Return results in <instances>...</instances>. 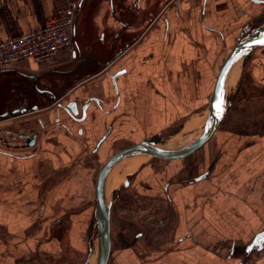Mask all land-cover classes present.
<instances>
[{"label": "crops", "instance_id": "0c3cea01", "mask_svg": "<svg viewBox=\"0 0 264 264\" xmlns=\"http://www.w3.org/2000/svg\"><path fill=\"white\" fill-rule=\"evenodd\" d=\"M73 1L0 0V40L43 26ZM263 24L264 0H176L110 74L89 80L109 113L46 135L29 157L0 152V264H87L100 166L148 137L201 133L222 62L246 28ZM232 69L226 114L201 149L117 168L108 264H264V46ZM118 70L126 72L116 90Z\"/></svg>", "mask_w": 264, "mask_h": 264}, {"label": "water", "instance_id": "95a60500", "mask_svg": "<svg viewBox=\"0 0 264 264\" xmlns=\"http://www.w3.org/2000/svg\"><path fill=\"white\" fill-rule=\"evenodd\" d=\"M175 1L78 0L75 2L73 51L69 59L42 68L0 65V123L51 108L97 75L104 72L110 74L111 66L136 44L161 12ZM261 41H264V24L237 42L224 59L215 79L206 125L190 143L178 149H164L156 146L162 140L148 137L114 151L100 166L95 181L96 241L98 239L100 244L97 264H108L112 252L111 199L107 201L105 191L114 166L126 157L136 154H148L150 157L164 160H178L201 149L216 132L226 114L229 101L227 97L225 98V84L230 68L236 60L243 58L255 47L264 46ZM125 72L126 70H122L111 74L116 90H118V78ZM93 101L101 111L110 112L104 106V98L96 94L90 95L82 108L78 101H71L65 105V109L72 118L82 121L87 115L99 114L95 106H91ZM218 104L219 111L216 108ZM80 114L82 118L78 117ZM108 134L109 131L101 138L100 143ZM0 152L20 156L4 151L1 147ZM89 260L90 256L87 264Z\"/></svg>", "mask_w": 264, "mask_h": 264}, {"label": "flooded vegetation", "instance_id": "af4514ba", "mask_svg": "<svg viewBox=\"0 0 264 264\" xmlns=\"http://www.w3.org/2000/svg\"><path fill=\"white\" fill-rule=\"evenodd\" d=\"M90 81L73 90L61 103L51 108L1 122V149L4 148V151L15 153L20 155V157H29L44 147L46 135L57 134L61 129H70L69 123L79 125L84 123L89 115H87L86 119L78 121L68 114L65 105L71 101H78L80 108H82L88 101V97L94 95V84ZM89 83L91 86L88 85ZM105 101L106 99L104 98V103ZM91 106H95V109L100 111L95 101L91 103ZM78 117L82 118V114L78 115Z\"/></svg>", "mask_w": 264, "mask_h": 264}, {"label": "built area", "instance_id": "2783aa9c", "mask_svg": "<svg viewBox=\"0 0 264 264\" xmlns=\"http://www.w3.org/2000/svg\"><path fill=\"white\" fill-rule=\"evenodd\" d=\"M74 3L75 1L60 9L58 14L48 19L43 26L13 38L0 40V65H27L29 61H34L39 66H45L59 62L61 55L71 57Z\"/></svg>", "mask_w": 264, "mask_h": 264}, {"label": "rangeland", "instance_id": "374dc122", "mask_svg": "<svg viewBox=\"0 0 264 264\" xmlns=\"http://www.w3.org/2000/svg\"><path fill=\"white\" fill-rule=\"evenodd\" d=\"M258 27H254V28H252V29H250L249 31H247V34L249 33V32H254V31H256V29H257ZM240 60V61H239ZM236 63H235V65L233 66V69L236 67V66H239V69H240V63L243 61V58H241V59H239ZM29 65L31 66V67H33V68H35V67H38V64L36 63V62H34V61H29ZM40 67H42V66H40ZM232 69V70H233ZM235 86V85H234ZM234 86L233 87H229V81H228V92L226 93L227 94V98H228V101H229V99H230V95H231V93H232V91H233V89H234ZM78 134H83V127H81V128H79L78 129ZM200 134V133H199ZM199 134H192V135H189V134H184V133H170V134H167V135H161V136H158V137H154L156 140H162L163 142H166V143H168V144H170V145H175L176 143H184V142H187V141H190L191 139H193L194 137H196V136H198ZM193 136V137H192ZM128 144H129V142H128ZM130 144H133V143H130ZM123 148V147H122ZM118 149H121V148H118ZM117 149V150H118ZM140 157V156H139ZM146 157V156H145ZM152 160L153 162H156V163H162V162H164V161H161V160H159L160 158H156V157H149L148 159H146V160ZM137 160V159H136ZM145 160V161H146ZM166 161H171V160H166ZM137 162V161H136ZM135 162V163H136ZM126 164H128V163H126ZM126 164H122V166H121V169L123 168L124 169V166L126 165ZM132 164V161L131 162H129V164L128 165H131ZM133 165V164H132ZM127 169H125L124 171H126ZM123 171V170H122ZM123 171V172H124ZM127 173H129V172H125V173H123V175H125V174H127ZM117 174V171L113 174V176H115ZM119 177V176H118ZM120 179H121V176H120ZM95 242H96V235H95V239H94V241H93V246L95 245ZM92 246V247H93ZM97 248H98V243H97V246H96V249L93 251V253H92V255H91V257H90V260H89V264L91 263V262H95V260H96V257H97Z\"/></svg>", "mask_w": 264, "mask_h": 264}, {"label": "bare ground", "instance_id": "6f19581e", "mask_svg": "<svg viewBox=\"0 0 264 264\" xmlns=\"http://www.w3.org/2000/svg\"><path fill=\"white\" fill-rule=\"evenodd\" d=\"M239 60V59H238ZM238 60H236L235 62H234V64H233V66L235 65V63L238 61ZM233 66L230 68V71H231V69L233 68ZM230 71H229V74H230ZM229 74H228V79H226V84H225V98L227 97V91H228V81H229ZM196 137H194L193 139H195ZM193 139H191L190 141H187V142H184V143H176L175 145H170V144H168V143H166V142H163V141H161V142H159V143H157L156 144V146H158V147H161V148H164V149H178V148H181V147H183V146H185V145H187L188 143H190ZM138 156H149L148 154H136V155H132V156H129V157H126L125 159H123L122 161H120L117 165H115L114 166V168L112 169V171H111V173H110V176H109V178H108V181H107V185H106V199H107V201H109L111 198V194H109V190H108V187H109V183H110V181H111V179H112V177H113V174L115 173V171L117 170V168L119 167V165L121 164V163H123L125 160H127V159H129V158H131V157H138ZM97 243H98V248H97V257H96V260H95V262L93 263V262H91L90 264H97L98 263V260H99V255H100V244H99V242H98V239H97V241L95 242V245H94V247H93V250H92V253H93V251L96 249V246H97ZM92 253H91V255H92ZM91 255H90V257H91ZM89 264V263H88Z\"/></svg>", "mask_w": 264, "mask_h": 264}, {"label": "snow or ice", "instance_id": "6c2138e0", "mask_svg": "<svg viewBox=\"0 0 264 264\" xmlns=\"http://www.w3.org/2000/svg\"><path fill=\"white\" fill-rule=\"evenodd\" d=\"M261 43H264V41H261ZM216 108H217V111H219V110H220V105L218 104V105L216 106Z\"/></svg>", "mask_w": 264, "mask_h": 264}]
</instances>
